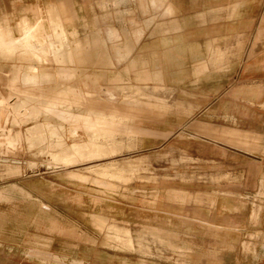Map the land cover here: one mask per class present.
<instances>
[{
	"label": "rangeland",
	"instance_id": "1",
	"mask_svg": "<svg viewBox=\"0 0 264 264\" xmlns=\"http://www.w3.org/2000/svg\"><path fill=\"white\" fill-rule=\"evenodd\" d=\"M61 3L70 5L64 26L45 14L49 5L38 12L0 2V137L18 134L13 148L0 146V264H264V18L254 35L231 8L229 24L218 9L204 11L184 27L208 25L207 33L181 51L178 21L164 22L173 15L166 1ZM25 28L66 36L55 54L83 53L73 64L51 58L54 80L32 96L7 86L28 58L2 51ZM125 39L130 52L119 61L113 47ZM161 39L181 53L160 49ZM211 50L221 60L197 73ZM131 60L159 78L126 72ZM57 92L65 94L46 109ZM22 103L36 116L19 119ZM232 208L244 213L230 216L239 227H222Z\"/></svg>",
	"mask_w": 264,
	"mask_h": 264
},
{
	"label": "crops",
	"instance_id": "2",
	"mask_svg": "<svg viewBox=\"0 0 264 264\" xmlns=\"http://www.w3.org/2000/svg\"><path fill=\"white\" fill-rule=\"evenodd\" d=\"M13 1L15 4L19 5L23 10L24 6L26 4L30 5V9L33 11L36 10L40 12L39 7H49L45 10V14L51 13L52 15L58 14L60 19H57L63 26L64 23L68 22L70 19V5H64L61 3V1L65 0H0V2H3L4 4ZM69 2L76 1V2H84L88 0H67ZM115 2H120L119 4H123L124 2H127L129 0H111ZM167 2V7L165 9V12L168 14H173L171 18L165 19V23H169V20L175 18L178 21V24L180 25L179 31L175 33L174 37L179 38L177 41L180 43L181 51L190 49L193 50L198 45V38L202 36L204 33H207V27L208 25H203L201 27L196 26L194 28H190L189 30L185 28L184 26L187 24L194 23L192 20H196L197 23L201 22L203 17V12L205 13L208 10H214L218 9V16L221 18V22L224 24H229L230 19L229 18V9L231 12L236 14L237 16V22L238 24L242 25L245 23H249L253 25L254 29V35H256L258 32V28H261L263 18H264V0H216L215 2L213 0H133L135 7L137 6L141 8H150L155 7L156 5L159 6L163 2ZM138 3V4H137ZM185 12L181 9H184ZM198 8L204 9L198 11ZM179 9V10H177ZM186 9H189L186 12ZM179 11V13L177 12ZM209 11V13H210ZM176 13H178L176 15ZM212 11H211V17H212ZM208 12L206 13L207 16ZM205 16V19H206ZM27 17V16H25ZM29 18V17H27ZM157 18V17H154ZM167 20V21H166ZM162 21V20H161ZM127 22H130V20H127ZM143 22H146V20ZM142 22V23H143ZM154 24H159V21L154 20ZM132 23V22H131ZM145 26V24L143 25ZM64 29V27H63ZM111 30V33L114 37H116L115 30ZM150 27H148L147 32H150ZM154 31V30H153ZM152 33V31H151ZM245 34L246 32L243 31ZM177 34V35H176ZM132 37H134V41L136 42L135 36H139L138 32L131 33ZM192 36L193 41L191 42H183L185 38H188L189 36ZM152 36V35H151ZM172 34H170V37ZM224 37V35H223ZM66 38V36H58L53 33L50 29L45 28H39L37 30H32L25 28L21 31V35L18 37H14L12 35L8 36V40H5L2 46V51L4 53H8L13 58L15 55H21L25 58H28V60L25 62L26 64L24 66H15L12 67V71L15 70L13 75H10V78L8 79L7 86L9 83H15L17 86L18 94L22 93H29L31 96L35 93H44L47 92L48 89H43L42 87L45 85L51 84V82L54 80V75L49 71L48 69V61L52 58L53 61H55L57 64H65L68 63H76L77 60H81L83 53L79 46L75 47L73 50L65 51L62 47H60L59 53L55 54V52L52 50L53 45L56 41L63 40ZM152 39H157V36H152ZM209 39H212L213 37L209 34ZM175 40V38L173 39ZM176 41V40H175ZM172 42V43H171ZM130 42L129 40L125 39L123 41V44L121 46V49L117 47H113L114 55L116 58L120 61L125 59L129 52H130ZM158 44V43H157ZM62 46L63 43H60ZM159 48L161 49L162 46H170L175 48L178 51V46L175 42L170 40H164L161 39L159 41ZM207 49V48H206ZM181 51H178V53H181ZM211 57L208 58V61H204L198 64L196 67L197 73H202L206 70L207 64H217L221 59L220 55L221 53L217 50H211L210 51ZM106 54L103 53V56ZM6 56H3V60ZM15 61L19 62V59H15ZM33 61H37L40 64H35ZM146 62L145 61H135L131 60L129 62V66L125 69L126 72L129 70L131 72L136 73L135 75L138 76L140 79H153V77L159 78V72H154L149 74L148 69L146 68ZM37 74L39 76L37 77ZM154 74V75H153ZM42 81V82H41ZM255 81V80H254ZM10 95L11 91L7 90ZM65 92H57L56 94H52V99L50 103H47L45 108H49V106L54 102V98L58 96L59 94H62ZM35 101L39 98L35 96ZM68 99L63 100L58 106L61 104L64 105L65 102ZM69 101V100H68ZM69 104V103H68ZM26 105V104H25ZM57 106V105H56ZM54 106H52L53 109ZM23 110V103L19 109H16V115L19 117V119L22 120V118H25L27 120V117H33L36 114V111L33 112L31 109L29 112ZM50 109V108H49ZM48 111V110H45ZM55 110H50L46 113V116H50L54 114ZM36 116V115H35ZM1 124V123H0ZM37 128H32L28 130V135L31 138V142L33 140V137H37ZM238 132L232 131L228 134L229 138L236 140L238 143L247 144L245 140H242L243 137L241 135L237 134ZM257 135L264 136V133H259ZM18 136V134H11L4 137H0V146H4L7 148H13L17 143L11 142V137ZM29 140V139H28ZM29 143V141H28ZM44 149V148H43ZM261 167V166H260ZM262 168V167H261ZM258 181V180H257ZM240 196V193H234ZM227 213L222 211V215H226L229 217V221H233L232 224H225V220L221 219L222 221V227L225 226H231V227H239V223H234V218H230V216L237 215L238 220L241 215H244V213L240 212V209L238 211H234L233 208L230 209H224ZM237 224V225H235ZM262 248L264 249V244L262 245Z\"/></svg>",
	"mask_w": 264,
	"mask_h": 264
},
{
	"label": "bare ground",
	"instance_id": "3",
	"mask_svg": "<svg viewBox=\"0 0 264 264\" xmlns=\"http://www.w3.org/2000/svg\"><path fill=\"white\" fill-rule=\"evenodd\" d=\"M38 76H39V74H37V77H38ZM43 128H44V127H43ZM44 130H45V129H44ZM49 132H50V131H49ZM54 132H56V131H54ZM54 132H50V133L53 134ZM45 134H46V130H45ZM45 134H44V135H45ZM49 135H50V134H49ZM47 137H48V136H47ZM47 141H48V140H47ZM61 159H62V158H61ZM65 159H66V158H65ZM62 161H63V160H62Z\"/></svg>",
	"mask_w": 264,
	"mask_h": 264
}]
</instances>
